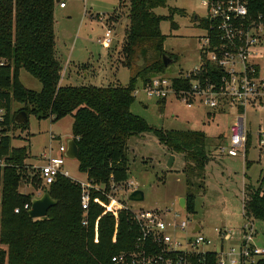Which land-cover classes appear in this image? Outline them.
Segmentation results:
<instances>
[{"label":"trees","instance_id":"obj_1","mask_svg":"<svg viewBox=\"0 0 264 264\" xmlns=\"http://www.w3.org/2000/svg\"><path fill=\"white\" fill-rule=\"evenodd\" d=\"M168 1L129 0V26L121 52L122 63L130 70L129 83L98 86L61 84L63 66L56 56V0H0V59H6L0 70V89L6 100L9 128L12 124L28 125L29 120L23 125L13 121L21 110H26L29 117L33 113L53 121L71 115L79 169L89 181L107 190L111 183L123 184L130 179L127 153L131 137L154 131L160 143L184 155L187 211L193 213L197 189H205L206 166L213 159L208 136L202 131L154 128L131 110L137 85L166 72L163 54L168 53L164 48L167 36L161 30L162 21L170 19L175 29L174 15L187 13L170 7L168 15L158 14L157 9L167 7ZM124 2L120 0V6ZM249 9L255 14L263 12L264 0H249ZM21 69L41 82L40 91L28 89L21 82ZM173 84L177 89L188 88L190 80L175 77ZM13 102L24 106L13 112ZM160 102L165 104V99ZM251 142L249 134L247 154ZM0 155L13 164L0 168V264H116L114 255L133 248L138 228L132 212L120 209L115 217L106 210L108 198L91 189L88 224L84 225L82 188L65 176H58L49 185L44 183L41 192L48 191L57 204L46 217L31 218L24 206L32 205L36 195L20 190L22 180L31 178L26 163L30 149L12 147L8 135L0 145ZM41 179L34 176L31 184L40 188ZM260 182L257 188L249 185L246 191L244 210L248 219L264 220V178ZM258 264H264V258Z\"/></svg>","mask_w":264,"mask_h":264},{"label":"rangeland","instance_id":"obj_2","mask_svg":"<svg viewBox=\"0 0 264 264\" xmlns=\"http://www.w3.org/2000/svg\"><path fill=\"white\" fill-rule=\"evenodd\" d=\"M55 6L56 56L63 66L61 83L63 85H127L130 70L123 65L121 55L125 31L129 26V0L120 6V0H61ZM185 9V15L176 13L174 21L178 27H171V20L161 23V30L167 36L164 44L166 52L177 57L164 75L169 78L182 71L194 68L200 63L205 30L198 26L194 15L204 16L206 7L202 0H169L168 6L157 9L158 14L168 15L169 8ZM107 28L114 31L115 40L111 47L98 43ZM260 52L264 54V47ZM6 61V59H4ZM21 82L31 90L40 91L41 82L25 69L20 72ZM136 89L131 110L143 117L154 128L202 131L208 136V146L213 159L206 166L205 189H197L195 212L188 213L180 208L179 198L186 196L187 188L183 169L186 161L181 153H173L160 143L154 131L133 136L128 142L130 161V180L135 182L134 189L144 191L145 198L132 201L126 192L124 203L133 210L169 208L178 210L183 217H189L203 226L202 233L208 234L218 242L216 228L230 230L233 239L229 244L242 239L243 227L251 224L255 232L254 244L264 249V220L248 219L244 216V201L249 185L257 188L264 178V148L259 150V131L264 129V108L247 111V129L252 142L247 158L220 153L219 147L226 144L230 126L237 118L236 108L225 113L215 112L208 115L206 107L189 108L179 98L171 95L162 105L159 99L150 97L140 83ZM23 103L13 102L12 111L23 107ZM214 113V112H212ZM73 117L65 116L57 121L51 117L40 119L30 114L27 126H10L12 147L28 146L30 156L26 163L30 165V179L21 182L22 192L41 196L45 186L35 165H41V153L52 149L58 154L60 144H66L72 137ZM174 156L172 166H168ZM250 162V166L247 164ZM33 168V169H32ZM66 168L71 177L79 182L87 181V174L80 171L78 159L68 158ZM38 173V174H37ZM34 176L41 179L40 188L31 181ZM173 215V212H168ZM264 258V257H262ZM261 259V258H259ZM258 259V260H259Z\"/></svg>","mask_w":264,"mask_h":264},{"label":"built area","instance_id":"obj_3","mask_svg":"<svg viewBox=\"0 0 264 264\" xmlns=\"http://www.w3.org/2000/svg\"><path fill=\"white\" fill-rule=\"evenodd\" d=\"M202 3L206 14L195 20L205 30L199 65L172 78L164 74L154 76L142 84L143 89L150 97L161 100L173 95L189 108L203 106L208 112L225 113L229 108H236L237 118L241 120L232 122L227 142L219 147V151L233 157H246L249 135L247 111L264 108V54L259 49L264 47V11L251 12L249 0H202ZM60 6L64 7L65 3L60 2ZM114 40L111 28L97 39L106 47H111ZM5 64L6 61L0 59V70ZM175 77L189 79V87L175 88ZM139 92L135 89L134 96ZM5 102L0 89V145L10 131L6 123L8 111ZM258 146L259 150L264 148V129L259 131ZM66 149V144H60L56 155L51 148L41 153L43 163L34 167H37L45 184L53 183L58 176L74 180L66 168ZM12 165L4 155H0V168ZM74 181L82 188L84 225L88 224L91 189L108 198L106 210L115 217H118L120 209L132 212L138 235L132 249L112 257L116 264H258L259 258L264 257V249L253 242L255 232L251 224L244 225L242 239L237 244H229L233 232L216 228L218 242H215L213 237L202 233L203 226L183 217L178 210L165 207L135 211L125 204L126 192L130 195L136 190L133 180L123 184L111 183L109 190L88 179L85 182ZM245 204L246 196L244 208ZM31 206L27 203L24 208L29 210ZM180 208L187 211V203L185 208ZM15 211L19 212V208ZM171 211L173 215H169ZM196 225L200 229L195 231Z\"/></svg>","mask_w":264,"mask_h":264},{"label":"water","instance_id":"obj_4","mask_svg":"<svg viewBox=\"0 0 264 264\" xmlns=\"http://www.w3.org/2000/svg\"><path fill=\"white\" fill-rule=\"evenodd\" d=\"M57 2H60L61 0H56ZM198 15H195V20H198ZM175 61V58L170 56L168 53L163 54V62L166 67H168L171 63ZM29 120V114L26 110H21L17 112L13 118L14 123L17 125H23ZM67 149L64 153V155L67 158L70 159H78L79 158V147L73 138V136L70 139H67L66 143ZM174 156L171 157L168 166H172L174 162ZM128 198L132 201H141L145 198L144 191L140 189L134 190ZM32 206L28 210V214L31 218H43L46 217L48 214V211L51 207L55 206L57 204V201L51 196V194L46 191L43 192L41 196H35L31 200ZM187 198L186 196H181L179 198V205L182 208L186 207ZM200 226L196 225V230H199Z\"/></svg>","mask_w":264,"mask_h":264},{"label":"flooded vegetation","instance_id":"obj_5","mask_svg":"<svg viewBox=\"0 0 264 264\" xmlns=\"http://www.w3.org/2000/svg\"><path fill=\"white\" fill-rule=\"evenodd\" d=\"M194 18H195V15H194ZM199 18V17H198Z\"/></svg>","mask_w":264,"mask_h":264},{"label":"crops","instance_id":"obj_6","mask_svg":"<svg viewBox=\"0 0 264 264\" xmlns=\"http://www.w3.org/2000/svg\"><path fill=\"white\" fill-rule=\"evenodd\" d=\"M62 84V83H61Z\"/></svg>","mask_w":264,"mask_h":264}]
</instances>
